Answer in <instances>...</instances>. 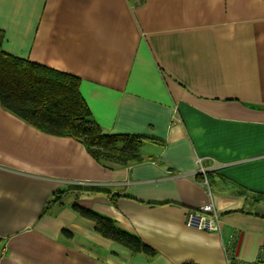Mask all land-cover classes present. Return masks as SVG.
<instances>
[{
  "label": "crops",
  "instance_id": "obj_1",
  "mask_svg": "<svg viewBox=\"0 0 264 264\" xmlns=\"http://www.w3.org/2000/svg\"><path fill=\"white\" fill-rule=\"evenodd\" d=\"M0 30L4 52L76 77L103 133L156 140L141 162L98 163L0 107V264H254L264 254V0H0ZM78 186L118 197L48 204ZM72 204L156 255L102 238ZM206 204L216 232L186 224Z\"/></svg>",
  "mask_w": 264,
  "mask_h": 264
},
{
  "label": "trees",
  "instance_id": "obj_2",
  "mask_svg": "<svg viewBox=\"0 0 264 264\" xmlns=\"http://www.w3.org/2000/svg\"><path fill=\"white\" fill-rule=\"evenodd\" d=\"M2 41L3 33L0 30V107L3 110L41 133L77 141L98 163L126 166L144 159L140 149L144 144L155 143L156 140L140 135L103 133L90 114L76 77L12 56L2 50ZM82 192H101L109 197L110 203H115L118 197L100 191L99 188L78 186L54 194L53 200L48 204L59 202L61 194L77 195ZM71 208L79 216L92 221L95 231L102 238L115 242L134 254L146 257L156 255L155 249L136 235L118 228L109 218L77 204H72ZM63 234L71 236L67 231H63ZM229 264L245 263L231 260ZM254 264H264V260L258 259Z\"/></svg>",
  "mask_w": 264,
  "mask_h": 264
},
{
  "label": "built area",
  "instance_id": "obj_3",
  "mask_svg": "<svg viewBox=\"0 0 264 264\" xmlns=\"http://www.w3.org/2000/svg\"><path fill=\"white\" fill-rule=\"evenodd\" d=\"M134 1V0H127ZM187 226L208 232H216L219 229V217L212 205H204L200 211H190L186 214ZM264 260V254L259 258Z\"/></svg>",
  "mask_w": 264,
  "mask_h": 264
},
{
  "label": "rangeland",
  "instance_id": "obj_4",
  "mask_svg": "<svg viewBox=\"0 0 264 264\" xmlns=\"http://www.w3.org/2000/svg\"><path fill=\"white\" fill-rule=\"evenodd\" d=\"M149 149V150H148ZM148 151V153H150V151H154V148H150V146H149V144H147L146 143V145H145V147L143 148V151H141L142 153L143 152H147ZM211 190H213L212 188H211Z\"/></svg>",
  "mask_w": 264,
  "mask_h": 264
}]
</instances>
